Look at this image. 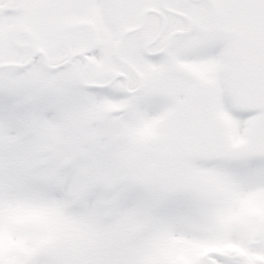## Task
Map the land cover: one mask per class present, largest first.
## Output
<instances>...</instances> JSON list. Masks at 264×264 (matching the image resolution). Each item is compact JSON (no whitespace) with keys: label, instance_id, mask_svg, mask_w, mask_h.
<instances>
[{"label":"snow or ice","instance_id":"1","mask_svg":"<svg viewBox=\"0 0 264 264\" xmlns=\"http://www.w3.org/2000/svg\"><path fill=\"white\" fill-rule=\"evenodd\" d=\"M0 264H264V0H0Z\"/></svg>","mask_w":264,"mask_h":264}]
</instances>
